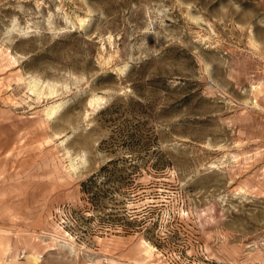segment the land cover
I'll use <instances>...</instances> for the list:
<instances>
[{
    "label": "rangeland",
    "instance_id": "rangeland-1",
    "mask_svg": "<svg viewBox=\"0 0 264 264\" xmlns=\"http://www.w3.org/2000/svg\"><path fill=\"white\" fill-rule=\"evenodd\" d=\"M0 264H264V0H0Z\"/></svg>",
    "mask_w": 264,
    "mask_h": 264
},
{
    "label": "bare ground",
    "instance_id": "bare-ground-1",
    "mask_svg": "<svg viewBox=\"0 0 264 264\" xmlns=\"http://www.w3.org/2000/svg\"><path fill=\"white\" fill-rule=\"evenodd\" d=\"M35 86V85H34ZM51 93V92H50ZM40 94V93H39ZM61 103L59 104H53L49 107V109L46 111L47 113V116H52L56 111H57V108L60 107ZM72 163V162H71ZM70 165V164H69ZM70 166H73L72 164ZM75 167V166H74Z\"/></svg>",
    "mask_w": 264,
    "mask_h": 264
}]
</instances>
